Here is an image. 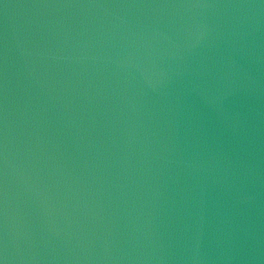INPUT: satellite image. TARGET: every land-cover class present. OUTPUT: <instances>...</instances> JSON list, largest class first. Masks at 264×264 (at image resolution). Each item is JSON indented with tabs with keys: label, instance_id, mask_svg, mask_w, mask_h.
Returning a JSON list of instances; mask_svg holds the SVG:
<instances>
[{
	"label": "water",
	"instance_id": "water-1",
	"mask_svg": "<svg viewBox=\"0 0 264 264\" xmlns=\"http://www.w3.org/2000/svg\"><path fill=\"white\" fill-rule=\"evenodd\" d=\"M0 264H264V0H0Z\"/></svg>",
	"mask_w": 264,
	"mask_h": 264
}]
</instances>
